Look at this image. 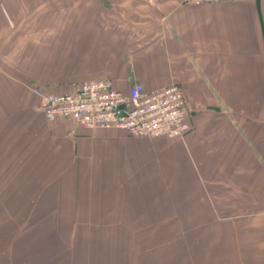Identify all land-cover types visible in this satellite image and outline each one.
<instances>
[{
  "label": "crops",
  "instance_id": "obj_1",
  "mask_svg": "<svg viewBox=\"0 0 264 264\" xmlns=\"http://www.w3.org/2000/svg\"><path fill=\"white\" fill-rule=\"evenodd\" d=\"M99 79L176 83L189 130L134 136L39 110L35 86ZM7 198L37 212L12 221L0 264H88L108 241L107 264H264V0H0L1 210ZM26 226L50 238L9 250ZM154 226L172 228L158 241Z\"/></svg>",
  "mask_w": 264,
  "mask_h": 264
},
{
  "label": "built area",
  "instance_id": "obj_2",
  "mask_svg": "<svg viewBox=\"0 0 264 264\" xmlns=\"http://www.w3.org/2000/svg\"><path fill=\"white\" fill-rule=\"evenodd\" d=\"M33 92L49 121L66 118L87 128H120L134 136L167 138H179L189 129L185 99L176 83L148 90L135 82L123 92L114 88L111 80L99 79L80 82L72 92H45L37 86Z\"/></svg>",
  "mask_w": 264,
  "mask_h": 264
},
{
  "label": "rangeland",
  "instance_id": "obj_3",
  "mask_svg": "<svg viewBox=\"0 0 264 264\" xmlns=\"http://www.w3.org/2000/svg\"><path fill=\"white\" fill-rule=\"evenodd\" d=\"M33 84V83H32ZM35 85V84H33ZM4 195H2V200L6 199V198H3ZM7 201L12 205H8L7 209L6 207H4V209H0V219L2 218L3 220H1V222L3 221V224L4 226L3 227H0L1 231H0V240L1 238L3 239L4 238V234L5 235H8L10 236V234H14L15 231H16V228L15 226H12V221L14 222L15 219L17 218H25L27 216H31V214H34L35 212L37 211H31L29 212L26 211V213H24L23 211L21 210H16V208L14 207L15 205V201H14V198L10 199L9 201V198H7ZM35 215V214H34ZM63 216V213H61L58 217H62ZM32 217V216H31ZM9 220V222H7V220ZM12 219V220H11ZM8 224V225H7ZM3 228V230H2ZM172 228V226H163L161 228V226L159 227H153L152 231H151V237L154 239V240H157L159 241V238H165L169 232V230ZM57 228L55 227L54 228V232L52 231V235H57ZM2 234V235H1ZM60 234V233H59ZM65 235V234H64ZM154 242V241H153ZM105 244V247H103L102 249H98L97 250V253L95 254V251H96V244H91L88 246V247H91L90 248V251H89V254L86 257H84L83 261L84 262H88V264H107V263H111V251H112V244L110 241H108L107 243H104ZM0 245H3L1 242H0ZM55 245V244H54ZM11 244H9V248L11 249ZM33 248V245L32 246H29L28 249L26 250H29V249H32ZM48 249V247H46ZM41 250H45V251H49V250H46L45 247L44 248H40ZM172 249L174 250V245L172 247ZM33 250V249H32ZM31 250V251H32ZM156 253V252H154ZM159 253V252H158ZM158 253H156L158 255ZM158 261V262H156ZM163 262L166 261V260H162ZM14 263V261H11ZM153 264H160V259H157V260H154L152 262Z\"/></svg>",
  "mask_w": 264,
  "mask_h": 264
},
{
  "label": "trees",
  "instance_id": "obj_4",
  "mask_svg": "<svg viewBox=\"0 0 264 264\" xmlns=\"http://www.w3.org/2000/svg\"><path fill=\"white\" fill-rule=\"evenodd\" d=\"M113 84V82H112ZM78 85V84H77ZM76 85V86H77ZM75 86V87H76ZM113 87L115 88L114 84H113ZM118 89V88H116ZM74 90V89H73ZM72 90V91H73ZM120 90V89H119ZM72 91H67V92H72ZM121 91L123 92H126L125 90H122ZM55 93V92H54ZM40 110V109H39ZM42 112V111H41ZM43 113V112H42ZM66 119V118H64ZM187 119H188V116H187ZM70 120V119H69ZM189 122V128H190V121L188 120ZM189 130V129H188ZM2 220V218L0 219ZM27 227V226H26ZM24 228V237L21 239V241L19 242H13L11 243V249L9 248V250H12V251H23L24 249H28L29 246H32L33 244H35L34 242H36L37 240H48L50 238V236L48 234L51 233V230L48 228V227H41V226H37V227H34L32 228L31 226H28L27 228ZM83 228H78V227H57V233H61V232H64V233H77L79 234ZM48 230H50V232H47ZM53 231V230H52ZM46 235V236H45ZM42 236H45L44 238ZM34 239H37L36 241H34ZM44 245L47 244L48 242L46 241H43ZM58 243H55V245H57ZM75 248H73L72 250L75 251V250H79V247L80 244H75ZM24 247V248H23ZM30 250V249H29Z\"/></svg>",
  "mask_w": 264,
  "mask_h": 264
}]
</instances>
